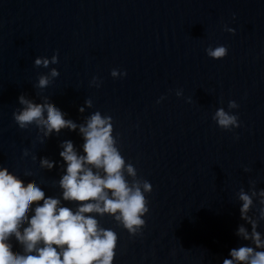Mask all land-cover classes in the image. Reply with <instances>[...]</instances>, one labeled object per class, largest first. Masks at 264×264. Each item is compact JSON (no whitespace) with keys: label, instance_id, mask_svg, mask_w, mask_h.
I'll return each mask as SVG.
<instances>
[{"label":"water","instance_id":"95a60500","mask_svg":"<svg viewBox=\"0 0 264 264\" xmlns=\"http://www.w3.org/2000/svg\"><path fill=\"white\" fill-rule=\"evenodd\" d=\"M217 45L228 49L222 60L205 53ZM54 53L59 79L39 94L33 86L47 72L34 60ZM113 69L126 77L113 79ZM21 94L42 95L77 124L110 115L123 157L150 182L141 236L100 221L118 236L114 264H222L243 243L235 193L250 181L264 188V0H0V166L59 195V145L83 141L62 130L40 145L35 128L20 130L12 112ZM87 99L93 107L81 114ZM229 100L242 125L232 132L212 120ZM25 149L57 166L40 169Z\"/></svg>","mask_w":264,"mask_h":264},{"label":"clouds","instance_id":"9594fccd","mask_svg":"<svg viewBox=\"0 0 264 264\" xmlns=\"http://www.w3.org/2000/svg\"><path fill=\"white\" fill-rule=\"evenodd\" d=\"M222 30L235 35L226 24ZM205 53L210 59L222 60L228 49L224 45L209 46ZM58 56L54 53L50 59L35 58L34 66L47 72L39 75L33 86L39 94L59 79L55 70ZM110 75L123 79L127 73L113 69ZM101 83L93 77L89 86L99 88ZM175 95L182 98L183 90H176ZM186 102L191 103V98ZM18 104L20 107L12 112L14 123L20 130L35 128L40 145L53 135L59 136L62 130H78L83 143L76 147L65 140L59 145L63 163L59 165V179L54 182L59 195H46L40 183H25L8 167L0 166V264H114L118 236L100 221L111 218L130 236H141L150 211L147 196L153 189L123 157L112 117L97 110L77 124L42 95L37 102L21 94ZM92 107L91 99H87L78 111L83 114ZM238 108L236 101L229 100L227 110L217 108L212 120L221 130L232 132L242 127L235 114ZM22 158H30L32 164L38 163L47 171L58 163L47 157L37 160L27 149ZM243 170L250 171L247 167ZM32 175L30 169L24 171L25 177ZM235 199L242 221L235 235L243 243L230 249L222 264H264V232L259 230L264 222V188L257 189L256 181H250L247 190L241 187L235 193Z\"/></svg>","mask_w":264,"mask_h":264}]
</instances>
